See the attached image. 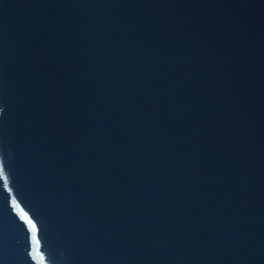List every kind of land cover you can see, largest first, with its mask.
<instances>
[{
  "label": "water",
  "instance_id": "water-1",
  "mask_svg": "<svg viewBox=\"0 0 264 264\" xmlns=\"http://www.w3.org/2000/svg\"><path fill=\"white\" fill-rule=\"evenodd\" d=\"M0 264H264L232 0H0Z\"/></svg>",
  "mask_w": 264,
  "mask_h": 264
}]
</instances>
